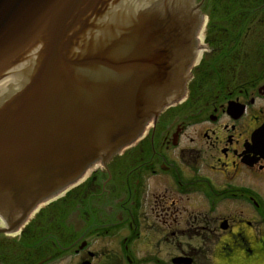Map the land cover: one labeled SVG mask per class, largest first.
Instances as JSON below:
<instances>
[{
	"label": "flooded vegetation",
	"instance_id": "flooded-vegetation-1",
	"mask_svg": "<svg viewBox=\"0 0 264 264\" xmlns=\"http://www.w3.org/2000/svg\"><path fill=\"white\" fill-rule=\"evenodd\" d=\"M195 1L181 98L58 204L0 231V264H139L131 246L143 235L154 253L171 243V260L196 264L216 244L224 261L264 264V0Z\"/></svg>",
	"mask_w": 264,
	"mask_h": 264
},
{
	"label": "water",
	"instance_id": "water-1",
	"mask_svg": "<svg viewBox=\"0 0 264 264\" xmlns=\"http://www.w3.org/2000/svg\"><path fill=\"white\" fill-rule=\"evenodd\" d=\"M145 5L0 0V79L9 82L0 99L1 213L132 142L182 87L177 21L163 23L164 11Z\"/></svg>",
	"mask_w": 264,
	"mask_h": 264
},
{
	"label": "rangeland",
	"instance_id": "rangeland-1",
	"mask_svg": "<svg viewBox=\"0 0 264 264\" xmlns=\"http://www.w3.org/2000/svg\"><path fill=\"white\" fill-rule=\"evenodd\" d=\"M199 209L201 211L205 210V205L203 203L202 200H200V204H199ZM201 215H205V213H207L206 217L209 215L211 216L207 211L204 212H200ZM201 226H205L206 222L204 220H202ZM203 234V233H202ZM205 234V233H204ZM119 236L122 238V235L119 233ZM210 238V239H214V236H207L205 235V239L206 238ZM181 242H186V241H191V243L196 245H205L202 243V239L198 238V237H194L191 240H189L187 237H183L180 239ZM176 241V240H174ZM198 241V242H196ZM197 243V244H196ZM113 245V244H112ZM143 245H145L146 247H142ZM183 245H186V243H183ZM153 246V241L150 242V240H148V238L146 236L143 235L141 243L139 244V240L138 239H134L132 241V246L131 249L134 251L135 253V259L139 260L141 258H145L147 257V259L145 261H140L139 264H152V263H158V264H167L170 262L171 257L173 255H175V247L170 243L167 248L163 247L161 252L159 253H154V250L152 248ZM213 248V252L211 253H203L204 248L201 249L200 251V255H199V259L197 260L196 264H232L228 259L227 260H223L220 258L219 254V248L216 249V244H212L211 246ZM163 260H167L168 262H163ZM254 264H261V263H254Z\"/></svg>",
	"mask_w": 264,
	"mask_h": 264
}]
</instances>
